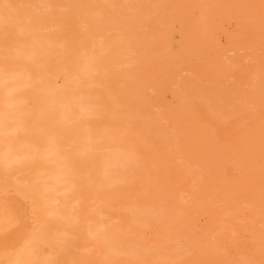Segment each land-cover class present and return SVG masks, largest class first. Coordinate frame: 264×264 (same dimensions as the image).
Wrapping results in <instances>:
<instances>
[{"label": "bare ground", "instance_id": "bare-ground-1", "mask_svg": "<svg viewBox=\"0 0 264 264\" xmlns=\"http://www.w3.org/2000/svg\"><path fill=\"white\" fill-rule=\"evenodd\" d=\"M156 1H158V0H156ZM165 1H167V0H165ZM176 1H178V0H176ZM206 1H207V6L204 7L205 9H201V10L207 11V9H208L207 7L209 6V9L212 11L214 16L215 15L216 16H222L224 14V13L222 14V11L220 13L219 9L222 6L223 2H225V0H206ZM233 1H232V3H233ZM119 2H120V0H119ZM159 2H157V4ZM227 2H229V1H227ZM183 3H185V2H183ZM189 3H188V6H189ZM116 4L118 5L117 1H116ZM119 4H121L120 6H122L123 3H119ZM176 4H178V3L176 2ZM160 5L161 4L159 3V6ZM59 6H61V5H59ZM179 6H182V5L180 4ZM192 6L195 7L194 4ZM50 7H51V4L47 0H0V35L4 32L8 33L7 43L3 44L0 41V264H54V259H55L56 255H58L62 259L61 260L62 264H264V246H263L264 241L260 242V243H256V247L254 248V251L252 252V254L247 255L244 252V246L238 237L239 234H238L237 230L233 226L231 227V225H227L230 220L227 222V224H224L227 221L228 216L231 212L236 213V214L238 213V215H239V212L241 213V211H239V207H238L239 206L238 200L242 196H243V198L245 196L248 197V198H246L247 200H245L246 202L244 201L246 203V205H247L248 201L249 202L252 201L253 205H255V204L259 205V203H260V205L257 206L255 209H257V208L259 210L261 209L263 204L258 199V196H259L258 193L263 191L264 186H263V188L261 186V184H263V183H260L259 182L260 180L257 182L256 180L249 179V178H247L245 181L243 178L242 179L243 182L236 183L234 180H232L227 175L222 173V171L220 170V168L218 166H220V165H222L228 161V158H227L228 150L224 151V149H221L222 147L219 148L217 146L218 144L216 145V148L218 147V149L212 154L214 156L216 164L211 165V164L204 162V166L206 167V169L209 173L208 174L209 175V181L207 183H201V184L200 183L198 184V182H197V184H198V185L196 184V186H198L197 191L193 193V196L190 195L189 197L187 195L188 193H186L185 195L187 197H185V198H181V197L177 196L173 190H169L168 193L170 195V198H169L170 203H169V211L167 213L168 224L166 226H164V229H165L164 232L159 233L158 236L156 235L157 237L152 239L151 241L146 239L147 237L143 238V234L139 231V229L143 228V227H141L143 225H141V223L138 220L131 219V216L134 215L135 212H137L138 214L142 213V211L143 210L145 211V209L148 210V212H150L154 209V207L143 204V206L141 208H139L138 207L139 204L138 205L135 204L137 202H135V203L129 202V203L125 204L119 200L118 201L114 200L113 198H111L112 194L105 187V182H106V179H107L109 173L112 170H116L115 168H117V165H119V164L132 165V164L136 163L140 159L139 153L134 149L133 145L130 142H128L129 140L121 142L120 141L121 137L120 138L118 137L119 140L116 139L118 141L114 140L113 142H109L105 146H102L101 148H99L100 152H101L100 155H98L97 157H94V158L91 157L93 155L92 152L95 150L94 147L92 146V142L94 139L95 132L93 133V130H91L90 126L87 125V122L90 120L91 110L93 111V109L95 107V104H94L95 100H94V102L92 101L93 96H92L91 92H93V91H91V92L89 91L88 82L90 80L88 81V78L93 74L94 71L97 70V65H99L98 63H100L99 54H100V52H102L105 49V46H103V45L97 46V44H94V46L81 48V47L74 45V47H72V49L69 51V53L67 55H63L59 51L60 49L58 50V48H61L60 42H58L55 38H53L54 36H52L55 31L52 32V35L49 32V28L51 27V25L49 23L50 17L47 13H45L46 12L45 10H48ZM123 7H125V5ZM177 8H176L177 13H179L178 12L179 10ZM182 9H181V11L184 10V9L183 10ZM176 10H175V12H176ZM201 10L199 9V11H201ZM223 10H225V9H223ZM203 12L204 11H202V13ZM225 12H227V11L225 10ZM199 13L201 14V12H199ZM207 13L208 12H206L205 14H207ZM208 16H210V15H208ZM211 16H212V14H211ZM78 17H79V15H78ZM198 17H196V18L198 19ZM227 17H229V16H227ZM201 18H202V20L199 18L198 19L199 21H197V22H200V20L202 22L204 19H206L203 17H201ZM217 18H215V21ZM183 19H185V18H183ZM195 19L194 20L191 19V20L195 21ZM208 19L210 20V17H208L206 20H208ZM219 19H221V18L219 17ZM170 20H172V19H170ZM188 20H189V18H188ZM206 20L203 21L205 25H206V22H205ZM224 20L225 19L222 20L223 23H224ZM237 20H236V22L239 21V20L238 21ZM75 22H77V21H75ZM188 22L191 24L190 20ZM214 22L208 21L207 24L209 23L211 25L208 24L209 27H207L208 25L207 26L204 25V27H203L204 30H208L206 28H211V27L213 29V27L215 26ZM242 22H243V20H241V23ZM171 23H172V21H171ZM193 23H196V22H193ZM197 24L198 23H196L195 25L197 26ZM237 24H239V22L236 23V25ZM244 25H246V24H244ZM77 26H78V24H77ZM153 26H155V24ZM168 26L170 27V25H168ZM186 26L188 27V24ZM216 26H219V24ZM159 27H160V24H159ZM191 27H192V25H191ZM157 28L158 27H156V29ZM172 29H174L176 31L174 26ZM178 29H177V31H178ZM182 29H183V27L179 30L180 31L185 30V28L183 30ZM76 30H73V31H76ZM188 30L189 29L185 30L184 32H186ZM196 30H198V29H196ZM215 30L218 31V29H215ZM220 30H223V29L221 28ZM229 30H230V28H229ZM232 30H233V28H232ZM247 30H249V29L247 28ZM157 31H159V30L157 29L154 32V33H156V35H157ZM201 31H203V30H201ZM219 31H218V33L220 34ZM192 32H193V30H192ZM195 32L196 31H194V33ZM235 32H236L235 34H237L236 30H235ZM173 33L176 34L177 32H173ZM180 33H181V35L184 34V33L182 34V32H180ZM180 33H178V35H180ZM229 33H231V32H229ZM69 34H71V33H69ZM77 34L79 35L80 33H77ZM175 34H173V35L176 36ZM88 35H91V34L89 33ZM159 35L160 34H158V36ZM215 35L217 36V34H215ZM249 35H252V34H249ZM55 36H57V35H55ZM171 36H169V37L171 38ZM229 36H230V38H233V36L232 37H231V35H229ZM237 36L238 35H236V38H237ZM63 37H65V36L63 35ZM163 37L165 38L166 36H163ZM179 37H182V36H179ZM203 37H205V35L200 36V39H203ZM213 37H214V35H213ZM175 38L173 37L171 39L173 40ZM186 38L190 39L189 37H186ZM195 38H197V37H195ZM215 38H218V36L214 37V40H216ZM238 38L244 39L245 37L240 38V36H239ZM248 38H250V36ZM204 39H203V41H204ZM237 39H235V35H234V43L236 44V46L240 47L242 45L241 43L243 41L240 42V40H237ZM245 39H247V38H245ZM90 41H91V43L93 42L92 39ZM111 42H112V40H111ZM120 42L122 43V41H120ZM164 42H166V41H164ZM223 42H224V40H223ZM227 42H229V41H227ZM87 43H89V42L87 41ZM117 43H119V42H117ZM155 43L156 42L154 41V44ZM172 43H174V42H172ZM231 43L233 44V41ZM245 43L246 42H244L243 45H245ZM103 44H106V43L103 42ZM122 44H120V45L122 46ZM179 44H181V46H183L184 44H187V43H184L183 45H182V43H179ZM210 44H212V43H210ZM88 45H91V44H88ZM157 45L158 44L156 43L155 47H157ZM256 45H257V43H256ZM119 46L117 44V46H114V47H119ZM141 46L142 45H140V47ZM159 46H160V44L158 45V47ZM168 46H170V44ZM181 46H178V47H181ZM250 46H252V44H250ZM149 47H150L149 50H151L153 48L151 46H149ZM218 47H220V45ZM253 47L255 48L254 45H253ZM165 48H166V45H165ZM205 48H208V47L206 46ZM222 48H224V46H222ZM246 48H248V47L246 46L244 50H246ZM261 48H263V46ZM171 49H172V47H171ZM219 49H221V48H219ZM146 50H148V49L146 48ZM146 50L145 51L141 50V51L143 53L144 52L147 53ZM152 50H154V49H152ZM221 50H224V49H221ZM233 50H235V49L233 48ZM156 51H158V50H156ZM213 51H211V52L213 53ZM262 51H263V49H261V51L258 50V52H260V53ZM152 52H154V51H152ZM177 52H179L178 49H177ZM185 52H186V49H185V51H183V53H185ZM214 52H216V51H214ZM235 52H233V53H235ZM223 53L225 54V50H224V52H221V54H223ZM250 53H252V52H250ZM117 54H119V53H117ZM218 54H219V52L217 53V55ZM138 55L139 54H137V57H138ZM167 55H170L169 57H171V58H172V56H176V55L171 56V54H167ZM213 55L215 56L214 53H213ZM245 55L247 56V54H243V56H245ZM107 56H109V54L106 55V57ZM181 56H184V55L182 54ZM246 56H245V58H246ZM252 56H254V55H252ZM112 57H113V59L115 58L114 56H112ZM146 57H149V56H146ZM159 57H161V55ZM103 58H104V56H103ZM142 58H144V57H142ZM166 58H168V57H166ZM176 58H178V56H176ZM250 58H251V56H250ZM253 58H254L253 61L255 63V68L253 71V74H254L252 77L253 79H251V80L252 81L255 80V82L254 83L251 82L252 86L249 88V91H247V96H246L247 100H245L246 105L237 106V107H240V109L237 108L236 110H237V113H239L241 111L240 114L246 115L255 124L256 127L253 128L254 131L259 130L260 133H264V125H263L264 123L262 125L260 124V121L264 117V56H259L257 54ZM107 59H111V58L108 57ZM113 59H111V61ZM174 59H172V60H174ZM137 60L139 62L141 61V63H142V60H140V59H137ZM221 60L223 61V59H221ZM248 60L249 59H247L246 61H248ZM108 61H110V60H108ZM108 61H107V63H108ZM115 61L120 63V61L116 60V58H115ZM147 61H148V58H147ZM159 61H162V58ZM163 61H165V57H164ZM234 61H236V60H234ZM103 63H104V61H103ZM103 63H101V65ZM119 63H116V64H119ZM145 63H143V64H145ZM225 63H228V62H225ZM237 63H235V64H237ZM113 64H115V63H113ZM171 64H173V63H170V66H172ZM225 65H228V64H225ZM238 65L241 66L239 63H238ZM159 66H161V65L159 64ZM248 66H250V65H248ZM102 67H104V71H105V66L103 65ZM107 68H109V67L107 66ZM143 68L144 67H142V69ZM207 68H208V65H207ZM175 70H176V68H175ZM99 71L102 72V70H99ZM109 71H111V68ZM154 71H155V69H154ZM168 71H170V70H168ZM175 73L177 74L176 71H175ZM102 75L104 76V74H102ZM102 75H99V76H101V79H102ZM96 76H98V74ZM106 76H105V78H106ZM110 76L108 78H110ZM216 76H218V75H216ZM227 76H229V75H227ZM170 77H172V75ZM243 77L242 78L240 77L239 79H243ZM117 78L118 77H116V79ZM221 78L218 79V81L219 80L221 81ZM223 78H224V76H223ZM223 78H222V81H223ZM103 79H104V77H103ZM192 79L195 80L193 76H192ZM229 79H231V77L227 78V80H229ZM106 80H107V78H106ZM155 80H156V78H155ZM117 81H119V80H117ZM117 81H112V82H117ZM157 81H160V80L157 79ZM166 81H167V79H166ZM204 81L207 83L210 82L207 80H204ZM204 81H202V82L205 84ZM218 81H217V84H213V86H214L213 90L215 88V85H216V87H218L217 85H219V86L221 85V84H218ZM102 82H103V80H102ZM229 82H231V81H229ZM232 82L235 85L234 88H237L238 86H236V84L239 81L238 82L236 81L237 83H235L234 81H232ZM207 83H206V85H208ZM224 83H227V82H224ZM239 83H242V82H239ZM243 83H246V82H243ZM243 83L240 85L243 86ZM135 84L139 85V83H137V81ZM204 84H203V86H206ZM210 84H211V82L209 83V85ZM140 85H142V84H140ZM174 85L176 86V84H174ZM174 85H173V88H174ZM193 85H195V84H193ZM196 86H198V85H196ZM226 86H228V85H226ZM246 87H248V86H246ZM103 88H105V87H103ZM103 88L101 86L102 90H104ZM239 88H241V87H239ZM98 89L96 88L97 92L99 91ZM126 89H128V88H126ZM221 89H223V88H221ZM221 89H220V91H221ZM243 89L245 91V86L243 87ZM102 90H100V92ZM208 90H210L209 87H208ZM112 91L113 90H111V92ZM119 91H120V89H119ZM121 91H122V89H121ZM214 91H216V88ZM130 92H131L130 95L131 94L134 95V93H132L133 91L130 90ZM138 92H139V89H138ZM160 92H161V90H160ZM162 92H164V91H162ZM217 92H219V90ZM239 92H237V93H239ZM139 93L141 95V92H139ZM139 93H138V96H139ZM106 94H107V92H106ZM107 95L109 96L110 94H107ZM111 95H112V93H111ZM168 95H170V94H168ZM102 96H103V94H102ZM115 96H118V95H115ZM115 96L113 95L112 97H115ZM172 97H173V95H172ZM214 97L215 96H213V98ZM108 98L109 97H107L105 99H108ZM175 98H177V97H175ZM207 98L209 99V97H207ZM207 98H206V100L208 103ZM213 98H211V99H213ZM112 99L116 100V98H112ZM198 99H199V97H198ZM131 100H132V98H131ZM242 100L243 99H241V102H242ZM146 101H144V102H146ZM209 101H210V99H209ZM108 102H109V99H108ZM219 102H220V100H219ZM237 102H239V101L237 100ZM241 102H239L240 105H241ZM111 104H113V103H111ZM225 104H227V103L225 102ZM96 105H98V104H96ZM102 105H103V103H102ZM106 105L110 106V104H106ZM129 106H130V104H129ZM202 106H203V103L201 106H199L200 109ZM207 106H208L209 111L214 113L217 117H219L220 115L221 116L223 115V114H221V110H222L221 105H219L215 102H209ZM226 106H228V105H226ZM235 106H236V104H235ZM101 107L102 106L96 107V109L101 108ZM107 108H103V109L106 110ZM109 108H111V110H112L113 107L110 106ZM129 109H131V108H129ZM181 109H183V108H181ZM100 110L102 112V109H100ZM109 110H107V111H109ZM180 111H182V110H180ZM223 111H225V110L223 109ZM98 112H99V110L97 111V113ZM185 112H186V110H185ZM97 113H96V116H97ZM103 113L105 114L107 112L103 111ZM108 113H109V116L112 115L110 113V111ZM182 113H184V112H182ZM208 113H210V112H208ZM99 114L101 115V113H99ZM107 114H106V117H104V118L100 117L101 121L105 122L103 124H106L107 121L111 120L110 119L111 117L108 119ZM229 114H230V112H229ZM232 114H233V111H232V106H231V115ZM132 115H133V113H132ZM206 116H207V114H206ZM223 116H225V115H223ZM227 116H225V117H227ZM113 117L115 119V116H113ZM230 118L232 119L233 117L231 116ZM136 119H137V117H136ZM221 119L224 120V118H221ZM221 119H219V121ZM227 119H228V117H227ZM173 120H174V118H173ZM211 120H212V118H211ZM96 121H97V119H96ZM111 121L113 122L114 120H111ZM148 122H147V124H148ZM91 123H90V125H91ZM246 123H247V119H246ZM213 124L216 125V123H213ZM110 125L111 126H109V125H107V126H109V128H110V127H112L113 124H110ZM191 125H194V124H191ZM206 125L208 127V124H206ZM217 125H218V123H217ZM219 125L221 126L220 123H219ZM224 125L227 126L226 124H224ZM115 126H116V124H115ZM113 127H114V125H113ZM138 128H139V126H138ZM203 128H204V126H203ZM255 128H256V130H255ZM92 129H94V128H92ZM105 129L107 130V132L105 131ZM105 129H104V131L108 134V129L107 128H105ZM127 129H125L123 127L121 129V135L122 134L124 135L125 130H127ZM142 129H143V127H142ZM145 129L146 128H144V130ZM216 129H218V127ZM228 129H226V131ZM114 130L112 131V134L114 133ZM110 131H109V133H110ZM223 131H225V130H223ZM247 131H246V133H247ZM117 132H118V130H117ZM198 132H201V131H198ZM225 133H227V132H225ZM232 133H233V131H232ZM251 133L252 134H251V137L249 138L248 143L246 145H243L239 149H235V151L239 150V151H237L238 152L237 157L240 158V161L237 162V163H239L238 165L246 167L247 169H250V171H252L255 168V163H257V159L255 158V156L256 157L259 156L262 153V150H261L262 147H264V139H263V137H261L262 134H260V133L258 134L257 131H256V134H255V132H254V134H253V132H251ZM102 134H103V132L101 133V135ZM229 134H228V136H229ZM143 136L142 137L145 139V135H143ZM222 136H224V134ZM128 137H130V136H128ZM139 137H141V136L138 135L137 138L139 139ZM143 138H142V140H143ZM201 141H203V140H201ZM242 141L244 143V140H241L240 142L238 141V144L239 143L241 144ZM225 142H223V143H225ZM135 143H136V141H135ZM157 144H160V143L157 142ZM200 144H201V142H200ZM167 145H168V143H167ZM185 145H187V144H185ZM236 145H237V143H236ZM141 146L142 145H140V147ZM182 146L183 145H181L179 147H182ZM213 146H215V144H213ZM220 146H222V145H220ZM239 146H237V147H239ZM138 147L139 146H137V148ZM165 147H166V145H165ZM225 147H226V145H225ZM143 151H144V149H143ZM162 152H165V151H162ZM175 154H176V152H175ZM178 154H180V153H178ZM169 155H171V154H169ZM181 155L182 154H180V157H181ZM233 156H235V155H233ZM146 157H148V156H146ZM153 157H154V155H153ZM160 157H162V156H160ZM160 157H159V159H160ZM228 157L231 158L230 156H228ZM156 158H157V156H156ZM208 158H210V157H208ZM231 159L233 160V158H231ZM234 161L235 160H233V162ZM180 162L182 164V161H180ZM17 164L20 165V169L17 168ZM149 165H150V163H149ZM151 165H153V164H151ZM231 165L234 166L233 163H231ZM234 169H236V168H234ZM190 170H192V169H190ZM126 171H128V170H126ZM131 171H132V169H131ZM198 171H200V169ZM230 171H231V169H230ZM196 173H198V172H196ZM185 174H186V172H185ZM186 175H188V174H186ZM240 175H241V172H240ZM117 177L118 176H116V178ZM131 177H133V176H131ZM233 177H234V175H233ZM243 177H245V176H243ZM258 177H260V176H258ZM258 177L256 179H258ZM121 178H123V177H121ZM128 178H129V176H128ZM198 178H199V176H198ZM122 181H123V179H122ZM197 181H198V179H197ZM128 183H132V182L130 181ZM132 184H128V185H132ZM134 184H136V183H134ZM139 186H138V189H139ZM187 186H189V185L187 184ZM108 188H109V186H108ZM134 188L137 189V187H134ZM159 188L162 189V186L161 187L159 186ZM195 188H197V187H195ZM157 189H158V187H157ZM259 189L261 191H259ZM127 190H128V188H127ZM125 191H126V189H125ZM122 195H123V192H122ZM194 195H197V196L194 197ZM262 195H264V194H262ZM106 197H108L107 198L108 200L110 197L111 201H107ZM115 197H116V195H115ZM150 197H152V196H150ZM261 197H263V196H261ZM154 198H155V196H154ZM262 199H264V197ZM133 200H134V198H133ZM253 200L256 201V203H254ZM182 201H184L186 204H184ZM241 203L244 204L242 200H241ZM242 204H240V206H242ZM246 205L244 207H246ZM161 206H163V205H161ZM249 206H251V205H249ZM190 207L194 208V209H195V207H200L201 209H203L205 214L208 215V217H210L213 220L212 226H210L207 229H204V228L199 229L197 224H196L194 217L191 214V212L187 211ZM247 207H248V205H247ZM164 208H166V207H164ZM258 209H257V211H258ZM242 211H244V210H242ZM249 212H251V211H249ZM260 212L264 213V209L262 211L260 210ZM137 213H136V215H137ZM200 213H202V212H200ZM253 213H256V212L254 211ZM234 217H236V216H234ZM236 218H234V219L232 218V219L235 221ZM146 221L148 222V220H146ZM217 221L219 224L216 225L215 223H217ZM150 222H153V221H150ZM235 222H234V224H235ZM142 224H144V223H142ZM150 230H151V228H150ZM142 232H143V229H142ZM150 234H151V232H150ZM156 234H157V232H156ZM75 252H77V255L75 254Z\"/></svg>", "mask_w": 264, "mask_h": 264}, {"label": "rangeland", "instance_id": "rangeland-1", "mask_svg": "<svg viewBox=\"0 0 264 264\" xmlns=\"http://www.w3.org/2000/svg\"><path fill=\"white\" fill-rule=\"evenodd\" d=\"M47 1H49V3L51 4V7L48 10H45L46 12L44 11L50 17L49 23H50L51 27L49 28V32L52 35V32L55 31L52 36H54L53 38H55L58 42H60L61 48H58V50L60 49L59 51L63 55H67L69 53V51L72 49V47H74V45L81 47V48L94 46V44H97V46H102V45L105 46V49L102 52H100V54H99L100 63H98L99 65H97V70L94 71L93 74L88 78V81L90 80L88 82L89 91L90 92L93 91V92H91L92 96H93L92 101L94 102V100H95V102H94L95 107H94L93 111L91 110L90 120L87 122V125H89L91 130H93V133L95 132L94 139L92 142V146L94 147L95 150L92 152L93 155L91 157L94 158V157H97L98 155H100L101 152H100L99 148H101L102 146H105L109 142H113L114 140L118 141L119 140L118 137L119 138L121 137V139H120L121 142L129 140L128 142H130L133 145L134 149L139 153L140 159L136 163H134L136 166L134 164H132L133 166L132 165H123V164L117 165V168H115L116 170H112L109 173V175L106 179V182H105V187L112 194L111 198H113L114 200H117V201L119 200L125 204H127L129 202H133V203L137 202L135 204H137V205L139 204L138 205L139 208H141L143 206V204L154 207V209L150 212H148V210L145 209V211L143 210L142 213L138 214L137 212H135V214L131 216V219L138 220L141 223V225H143V226H141L139 224L141 227H143V228L139 229V231L143 234V238L147 237L146 239L151 241L152 239L156 238L159 233L164 232V230H165L164 226H166L168 224L167 213L169 211V203H170V199H169L170 195L168 193L169 190H173L177 196H179L181 198H185V197H187L185 195L186 193H188L187 195L189 197L190 195L193 196V193L197 191V189H198V186H196L197 182H198V184L199 183L201 184V183H207L209 181V175H208L209 173H208L206 167L204 166V162L211 164V165L216 164L214 156L212 154L218 149V147L219 148L222 147L221 149H224V151L228 150V152L226 151L228 153V155H227L228 161L226 163L218 166L220 168V170L222 171V173L227 175L229 178L234 180L236 183L243 182V180H242L243 178H244V181L247 178L256 180L257 182L260 180L259 182L263 183V184H261V186L263 188V186H264V152H263L264 147H262V149H261L262 153L257 157L255 156V158L257 159V163H255V168L252 171H250V169H247L246 167L238 165L239 163H237V162L240 161V158L237 157V155H238L237 151H239V150L235 151V149H239L243 145H246L248 143L249 138L251 137V134H252L251 132H253V134H254V132L256 134V131L258 134L260 133L259 130H256V128H255L256 131H254L253 128L256 126L249 119V117H247L246 115L240 114L241 111L240 112L238 111L239 113H237L236 109L237 108L240 109V107H237V106L246 105L245 100H247V98H246L247 91H249V88L252 86L251 84L255 82V80H253V81L251 80V79H253L252 78L254 75L253 71L255 68V63L253 61L254 60L253 57L256 56L257 54L259 56H264V53H263L264 52V0H234V1L233 0H231V1L225 0V2H223L222 6L219 9L220 13L222 11V14L223 13L224 14L222 16H216L215 15L216 17L212 13V11L209 9V6L207 7L208 9L206 8L207 11L201 10V9H205L204 7L207 6L206 0H200L201 2L199 0H196V1L195 0H181V1L180 0H178V1H176V0L175 1L174 0H167V1H165V0H158V1H156V0H120V2H119V0H64V1L63 0H47ZM116 1H117L118 5L116 4ZM182 1L185 3H183ZM227 1H229V2H227ZM232 1H233V3H232ZM157 2H159L161 5L159 6V3L157 4ZM176 2L178 4H176ZM119 3H123L122 6H120L121 4H119ZM188 3H189V6H188ZM180 4L182 6H179ZM193 4L195 7L192 6ZM59 5H61V6H59ZM124 5H125V7H123ZM176 8L179 10L178 11L179 13H177ZM181 9L183 11H181ZM199 9L201 11H199ZM223 9H225L227 12H225V10H223ZM175 10H176V12H175ZM202 11H204V12L202 13ZM199 12H201V14ZM206 12H208V13L205 14ZM211 14H212V16H211ZM78 15H79V17H78ZM208 15H210V16H208ZM227 16H229V17H227ZM196 17H198V19L200 18L201 20H202L201 17L206 18V19L208 17H210V20L204 19V20H206L205 21L206 25H205L203 22L204 20L202 22H201V20H200V22H197L199 20ZM219 17L221 19H219ZM183 18H185V19H183ZM188 18H189L191 24L188 22L189 21ZM215 18H217L216 21H215ZM170 19H172V20H170ZM191 19L192 20L195 19V21H192ZM223 19H225L224 23L222 21ZM236 20L239 22V24H237V25H236V23H238V22H236ZM241 20H243L242 23H241ZM75 21H77L78 23ZM171 21H172V23H171ZM208 21L214 22L215 26L213 27V29L211 27V28H206L208 30H204L203 27H204V25L207 26L209 24V23L207 24ZM193 22L198 23L197 26L195 25L196 23H193ZM243 23L246 25H244ZM77 24H78V26H77ZM154 24H155V26H153ZM159 24H160V27H159ZM185 24L186 25L188 24V27ZM218 24L220 27L216 26ZM168 25H170V27L171 26L172 27L170 28ZM191 25H192V27H191ZM209 25H211V24H209ZM209 25L207 27H209ZM173 26L175 27L176 31L174 29H172ZM156 27H158L157 29L159 30V31H157V35H156V33H154L157 30ZM182 27H183V29L185 28V30H187V29H189V30L184 32L185 30L182 29L183 31H180L179 29H181ZM195 28L198 30H196ZM221 28L223 30H220ZM229 28H230V30H229ZM232 28L234 31L232 30ZM247 28L249 30H247ZM177 29H178V31H177ZM215 29H218V31L220 30L219 32L221 35ZM73 30H76V31H73ZM192 30H193V32H192ZM201 30H203V31H201ZM235 30L237 31V34H235L236 33ZM194 31H196V32L194 33ZM173 32H177V33L175 34ZM180 32H182V34L184 33L183 34L184 36L181 35ZM211 32L212 33L214 32V33L212 34ZM229 32H231V33H229ZM69 33H71V34H69ZM77 33H80V34L78 35ZM89 33L91 35H88ZM178 33H180V35H178ZM158 34H160V35L158 36ZM173 34H175L176 36H174ZM215 34H217V36H218V38H215L216 40H214V37H217ZM233 34L235 35V39H237L239 36H240V38L245 37L247 39H245V38L239 39L238 38L237 40H240V42L243 41L241 43L242 45L240 47H238L234 43V35ZM249 34H252L253 36L249 35ZM55 35H57V36H55ZM63 35L65 37H63ZM204 35H205V37H203V39L204 38L205 39L203 41V39H200V36H204ZM213 35H214V37H213ZM229 35H231V37L233 36V38H230ZM236 35H238L237 38H236ZM163 36H166V37L164 38ZM169 36H171V38H173V37L174 38L176 37V38L172 40ZM179 36H182V37H179ZM249 36H250V38H248ZM186 37H189L190 39H188ZM195 37H197V38H195ZM91 39L93 40L94 43L93 42L91 43V41H90ZM7 40H8V33L7 32L2 33L0 35V41L3 44H5V43H7ZM111 40H112V42H111ZM223 40L225 43L223 42ZM87 41L89 43H87ZM120 41H122L123 44ZM154 41L158 45L160 44L161 47L160 46L158 47V45H157L158 48L155 47L156 43L154 44ZM164 41H166V42H164ZM227 41H229V42H227ZM230 41L231 42L233 41V44ZM103 42H105L106 44H103ZM117 42H119V43H117ZM172 42H174V43H172ZM244 42H246L245 45H243ZM179 43H182V45L184 43H187V44H184L183 46H181V44H179ZM210 43H212V44H210ZM256 43H257V45H256ZM88 44H91V45H88ZM117 44H118V46L120 44H122V46L120 45L119 47H114V46H117ZM169 44L172 47V49L170 46H168ZM250 44H252V46H250ZM140 45H142V46L140 47ZM165 45H166V48H165ZM217 45L218 46L220 45V47H218ZM253 45L255 46V48L253 47ZM149 46L153 47L152 49H154V50H152V49L149 50L150 49ZM178 46H181V47H178ZM206 46L208 48H205ZM222 46H224V48H222ZM246 46L249 48V49L246 48L247 51L244 50ZM262 46H263V48H261ZM146 48L148 50H146ZM219 48L224 49L225 54L224 53L221 54V52H224V50H221ZM233 48L235 50H233ZM177 49L179 52H177ZM185 49H186V52H185L186 54L183 53V51H185ZM261 49H263V51L261 53L258 52V50L261 51ZM141 50L142 51L146 50L147 53H145V52L143 53ZM156 50H158V51H156ZM213 50L216 52H214ZM231 50L233 52H235V51L236 52L233 53ZM152 51H154V52H152ZM211 51H213L215 56L213 55V53ZM218 52L220 55L219 54L217 55ZM250 52H252V53H250ZM107 53L109 54V56L106 57V55H108ZM117 53H119V54H117ZM242 53L247 54V56L245 55L246 58H245V56H243ZM137 54H139L138 57H137ZM167 54H171V56L176 55V56H178L179 59L176 58V56H172V58H171V57H169L170 55H167ZM180 54L181 55L183 54L184 56H181ZM160 55H161V57H159ZM252 55H254V56H252ZM103 56H104V58H103ZM112 56H114L116 58V60H119L120 63L115 61V58L113 59ZM146 56H149V57H146ZM250 56H251V58H250ZM108 57L113 59V60L111 61V59H107ZM142 57H144V58H142ZM164 57H165V61H163ZM166 57H168V58H166ZM147 58H148V61H147ZM161 58H162V61H159V60H161ZM137 59L142 60V63H141V61L139 62ZM172 59H174V60H172ZM221 59H223V61ZM247 59H249V60L246 61ZM108 60H110V61H108ZM234 60H236L242 67L239 66L238 63ZM103 61L105 64L103 63ZM107 61H108V63H107ZM112 62L115 64H113ZM225 62H228V63H225ZM234 62L237 64H235ZM101 63H103V64L101 65ZM116 63H119V64H116ZM143 63H145V64H143ZM170 63H173V64H171L172 66H170ZM159 64L161 66H159ZM225 64H228V65H225ZM103 65L105 66V71H104V67H102ZM207 65H208V68H207ZM248 65H250V66H248ZM107 66L109 68H107ZM142 67H144L145 69L144 68L142 69ZM110 68H111V71H109ZM175 68H176V70H175ZM154 69H155V71H154ZM99 70H102V72ZM168 70H170V71H168ZM175 71L177 72V74L175 73ZM101 73L104 74V76ZM97 74H98V76H96ZM99 75H102V79H101V76H99ZM171 75H172V77H170ZM216 75H218V76H216ZM227 75H229V76L231 75L230 76L231 79L227 80V78H230ZM105 76H106L107 80H106ZM109 76H110V78H108ZM192 76L194 77L195 80L192 79ZM223 76H224V78H223ZM239 76L241 78L243 76L244 77H243V79H239L240 78ZM103 77L105 80L103 79ZM116 77H118V78L116 79ZM221 77L223 78V81H222ZM155 78H156V80H155ZM220 78H221V81L220 80L218 81V79H220ZM157 79L160 81H157ZM166 79H167V81H166ZM102 80L105 84L102 82ZM117 80H119V81H117ZM204 80L210 81L211 84L209 85L210 82L207 83ZM112 81H117V82H112ZM136 81H137V83H139V85L135 84ZM202 81H204L205 84ZM217 81H218V84H221V85L220 86L217 85L218 87H216V85H215L216 91H214L215 88L213 90V87H214L213 84H217ZM229 81H231V82H229ZM232 81H234L235 83H237L238 81L242 82V83L243 82H246V83H243V86H241L240 84H242V83L238 82L239 84L238 83H237L238 85L236 84V86H238L237 87L238 89H237V88H234L235 85ZM224 82H227V83H224ZM173 83L176 84V86ZM202 83L204 85H206V83H207L208 84V85H206L207 87L203 86ZM140 84H142V85H140ZM193 84H195V85H193ZM173 85H174V88H173ZM196 85H198V86H196ZM226 85H228V86H226ZM101 86H102V88L105 87V88H103L104 90L101 89ZM244 86H245V91L243 89ZM246 86H248V87H246ZM208 87L210 90H208ZM220 87L223 89H221ZM239 87H241V88H239ZM96 88L97 89L99 88L98 92H97ZM126 88H128V89H126ZM119 89H120V91L122 89V91L120 92ZM138 89H139V92H141V95L138 92ZM220 89H221V91H220ZM100 90H102V91L100 92ZM111 90H113V91L111 92ZM130 90L133 91L132 93H134V95L133 94L130 95V93H131ZM160 90H161V92H160ZM218 90L220 93L217 92ZM162 91H164V92H162ZM236 91L237 92L240 91V92L237 93ZM106 92H107V94H110V95L108 96L106 94ZM243 92L244 93L246 92L245 93L246 95ZM111 93H112V95H111ZM138 93H139V96H138ZM102 94H103V96H102ZM168 94H170L171 96ZM113 95L114 96L118 95V96L112 97ZM172 95H173V97H172ZM213 96H215V97L213 98ZM104 97L105 98L109 97L108 98L109 102H108V99H105ZM175 97H177V98H175ZM198 97H199V99H198ZM207 97H209L210 101ZM112 98H116V100L112 99ZM131 98H132V100H131ZM206 98L208 99V103L209 102H215V103L221 105V108H222L221 114H223L225 116L228 115L227 116L228 119H227V117H225L223 115L222 116L220 115L219 117H217L214 113L209 111ZM211 98H213L214 100ZM241 99H243L242 102H241ZM219 100H220V102H219ZM237 100L239 102H241V105L239 104V102H237ZM144 101H146V102H144ZM199 102L203 103V106H202L203 108L201 107V109L199 106H201L202 103L200 104ZM225 102L227 104H225ZM102 103H103V105H102ZM111 103H113L114 105ZM228 103L232 106V111H233L232 115H231V106ZM96 104H98V105H96ZM106 104H110V106L113 107L112 110H111V108H109L110 106L106 105ZM129 104H130V106H129ZM235 104H236V106H235ZM226 105H228V106H226ZM99 106H102V107L96 109V107H99ZM103 108H107V109L105 110ZM129 108H131V109H129ZM181 108H183V109H181ZM100 109H102V112ZM223 109L225 111H223ZM98 110H99V112L97 113ZM107 110L110 111V113L112 114V115L110 114L111 116H109V113H108L109 111H107ZM180 110H182V111H180ZM185 110L187 113L185 112ZM103 111L107 112L108 114L107 113L104 114ZM182 112H184V113H182ZM208 112H210V113H208ZM229 112H230V114H229ZM96 113H97V116H96ZM99 113H101L102 116ZM132 113H133V115H132ZM106 114L108 116V119L111 117L110 119L114 120V121L112 122L111 120H109V121H107L108 123L106 122V124H103L105 122H102L100 117L104 118V117H106ZM206 114H207V116H206ZM113 116H115V119ZM231 116L233 117L232 119L230 118ZM136 117H137V119H136ZM173 118H174V120H173ZM211 118H212V120H211ZM221 118H224V120ZM96 119H97V121H96ZM219 119H221L220 120L221 122L219 121ZM246 119H247V123H246ZM263 121H264V117L260 121L261 125L264 123ZM147 122H148V124H147ZM212 122L216 123V125L218 123V125L216 126ZM90 123H91V125H90ZM109 123L113 124L114 127L112 125V127L109 128V126H111ZM219 123L221 124V126L219 125ZM115 124L117 127L115 126ZM191 124H194V125H191ZM206 124H208V127ZM224 124H226L227 126H225ZM101 125L103 127L104 126L105 127L103 128ZM107 125H109V126H107ZM138 126H139V128H138ZM203 126H204V128H203ZM123 127L125 129H127V128L128 129L125 130L124 135L123 134L121 135V129ZM142 127H143V129H142ZM217 127H218V129H216ZM224 127L226 129H228V128L229 129L226 131V129ZM92 128H94V129H92ZM105 128H107V129L109 128L111 131L108 129V134H107L106 133L107 130ZM144 128H146V129L144 130ZM104 129L106 132L104 131ZM113 130H114L115 134L114 133L112 134ZM117 130L120 134L117 132ZM223 130H225V131H223ZM109 131L111 134L109 133ZM198 131H201V132H198ZM232 131H233V133H232ZM246 131H247V133H246ZM102 132H103V134L101 135ZM225 132H227V133H225ZM223 134H224V136H222ZM228 134H229V136H228ZM260 134H262L261 137H263V139H264V133H260ZM138 135L141 136V137H139V139L137 138ZM143 135H145V139L143 138L144 137ZM128 136H130V137H128ZM165 137L166 138L168 137V138L166 139ZM142 138L144 141L142 140ZM116 139H118V140H116ZM201 140H203V141H201ZM241 140H244V143H243V141L241 143L242 145L240 143L238 144V141L240 142ZM135 141H136V143H135ZM157 142H159L160 144H157ZM200 142H201V144H200ZM223 142H225L226 144ZM167 143H168V145H167ZM236 143H237V145H236ZM185 144H187V145H185ZM213 144H215V146H213ZM224 144L226 145V147ZM140 145H142V146L140 147ZM165 145H166V147H165ZM178 145L179 146L183 145V146L179 147ZM216 145L218 146L217 148H216ZM220 145H222V146H220ZM137 146H139V147L137 148ZM237 146H239V147H237ZM143 149H144V151H143ZM162 151H165V152H162ZM175 152H176V154H175ZM178 153L182 154L181 157H180V154H178ZM169 154H171V155H169ZM153 155H154V157H153ZM233 155H235V156H233ZM146 156H148V157H146ZM156 156H157V158H156ZM160 156H162V157H160ZM228 156L233 158V160H235V161L233 162V160L231 158H229ZM159 157H160V159H159ZM208 157H210V158H208ZM180 161H182V164ZM230 162L233 163L234 166H232ZM149 163H150V165H149ZM151 164H153V165H151ZM17 168L20 169V165L17 164ZM234 168H236V169H234ZM131 169H132V171H131ZM190 169H192V170H190ZM199 169H200V171H198ZM230 169H231V171H230ZM126 170H128V171H126ZM185 172L188 175H186ZM196 172H198V173H196ZM240 172H241V175H240ZM233 175H234V177H233ZM116 176H118V177L116 178ZM128 176H129V178H128ZM131 176H133V177H131ZM198 176H199V178H198ZM243 176H245V177H243ZM258 176H260V177H258ZM121 177H123V178H121ZM257 177H258V179H256ZM122 179H123V181H122ZM197 179H198V181H197ZM127 181L128 182L131 181L132 183L134 182L136 184L133 183L134 184L133 185L132 183H128ZM128 184H132V185H128ZM187 184L189 186H187ZM108 186H109V188H108ZM138 186H139V189H138ZM159 186L160 187L162 186V189L159 188ZM194 186L197 188H195ZM134 187H137V189ZM157 187H158V189H157ZM127 188H128V190H127ZM125 189H126V191H125ZM259 191H261V190L259 189ZM122 192H123V195H122ZM261 193L264 194V188H263V191L258 193V195H259L258 199L263 204V206L260 209L262 211L264 209V199H262L264 197V195H262ZM115 195H116V197H115ZM150 196H152L153 198ZM154 196H155V198H154ZM196 196L197 195H194V197H196ZM261 196H263V197H261ZM107 198L108 197H106L107 201H111L110 197H109V200ZM133 198H134V200H133ZM240 198L238 200V205H239L238 207H239V211H241V213L238 211L239 212V215H238V213L236 214V213L231 212L230 213L231 215L229 214L228 219L224 224H227V222L230 220L227 225H231V227L233 226L237 230V232L239 234V235L238 234L237 235H238L240 241L242 242V244L244 246V252L247 255H250L254 251V248L256 247V243H260V242L264 241V213L260 212V210L258 208H257L258 211H257V209H255L257 206L260 205V203H259V205H256V204L253 205L252 201H250V202L248 201V203H247L248 207H247L245 200H247L246 198H248V197L245 196L243 198V196H242ZM241 200L243 201L244 204L241 203ZM182 202L184 204H186L184 201H182ZM253 202L256 203V201H254V200H253ZM240 204H242L243 207L240 206ZM161 205H163V206H161ZM245 205H246V207H244ZM249 205H251V206H249ZM164 207H166V208H164ZM241 209L244 210L245 212L242 211ZM253 210L256 213H253L254 212ZM187 211L191 212V214L194 217L196 224H197L199 229H201V228L207 229L210 226H212L213 220L210 217H208V215H206L204 210L201 209L200 207H195V209L190 207ZM249 211H251L253 214ZM200 212H202V213H200ZM136 213H137V215H136ZM234 216H236L237 218ZM232 218L233 219L236 218L235 219L236 222ZM146 220H148V222ZM150 221H153V222H150ZM234 222H235V224H234ZM142 223H144V224H142ZM215 224L216 225L219 224L218 221ZM149 227L151 228V230ZM142 229H143V232H142ZM150 232H151V234H150ZM156 232H157V234H156ZM263 246H264V244H263ZM75 254L77 255V252H75ZM61 260L62 259L58 255H56L55 259H54V264H62Z\"/></svg>", "mask_w": 264, "mask_h": 264}]
</instances>
